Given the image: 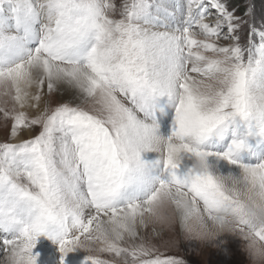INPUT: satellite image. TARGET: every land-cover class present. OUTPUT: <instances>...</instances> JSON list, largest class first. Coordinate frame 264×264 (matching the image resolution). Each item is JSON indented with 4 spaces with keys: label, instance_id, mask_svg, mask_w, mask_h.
I'll return each mask as SVG.
<instances>
[{
    "label": "snow or ice",
    "instance_id": "snow-or-ice-1",
    "mask_svg": "<svg viewBox=\"0 0 264 264\" xmlns=\"http://www.w3.org/2000/svg\"><path fill=\"white\" fill-rule=\"evenodd\" d=\"M0 90V264H264V0H0Z\"/></svg>",
    "mask_w": 264,
    "mask_h": 264
},
{
    "label": "rangeland",
    "instance_id": "rangeland-1",
    "mask_svg": "<svg viewBox=\"0 0 264 264\" xmlns=\"http://www.w3.org/2000/svg\"><path fill=\"white\" fill-rule=\"evenodd\" d=\"M230 3L235 6L240 3V0H230ZM67 99V98H66ZM13 102L10 98L2 95V90H0V108H12ZM30 115H34L35 112L32 109H25ZM11 120L4 121L3 113H0V142L7 140L11 128ZM39 128H37L33 133L23 132L21 135L25 136V139H30L33 135L38 134ZM20 142V141H16ZM150 231V229H149ZM167 232V229H165ZM168 239V236L163 240ZM163 240H161L157 246L160 251L164 252L166 255H176L180 258L185 259L188 264H252V261L247 257V253L244 251L243 243L233 245L235 254L225 258L215 251V246L205 247L204 242L198 238L193 239L191 242V247H188L189 242L184 241L179 246L174 248H164ZM155 243V241H153ZM2 255V253H0ZM107 258V257H106Z\"/></svg>",
    "mask_w": 264,
    "mask_h": 264
},
{
    "label": "bare ground",
    "instance_id": "bare-ground-1",
    "mask_svg": "<svg viewBox=\"0 0 264 264\" xmlns=\"http://www.w3.org/2000/svg\"><path fill=\"white\" fill-rule=\"evenodd\" d=\"M67 97H65V99H66ZM26 137H29V135H28V133H27V135H25ZM25 136H23V135H20L18 138H17V140L16 141H21V140H24L25 139ZM16 141H14V142H16ZM166 232V231H165ZM165 237H167L166 235L163 237V239L165 238Z\"/></svg>",
    "mask_w": 264,
    "mask_h": 264
}]
</instances>
